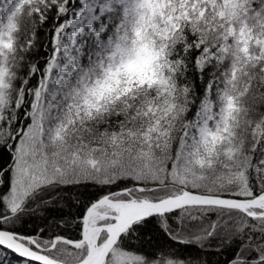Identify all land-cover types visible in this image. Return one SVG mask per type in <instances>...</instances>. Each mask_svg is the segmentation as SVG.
I'll return each instance as SVG.
<instances>
[{
	"label": "snow or ice",
	"instance_id": "6c2138e0",
	"mask_svg": "<svg viewBox=\"0 0 264 264\" xmlns=\"http://www.w3.org/2000/svg\"><path fill=\"white\" fill-rule=\"evenodd\" d=\"M0 264H264V0H0Z\"/></svg>",
	"mask_w": 264,
	"mask_h": 264
},
{
	"label": "trees",
	"instance_id": "16d2710c",
	"mask_svg": "<svg viewBox=\"0 0 264 264\" xmlns=\"http://www.w3.org/2000/svg\"><path fill=\"white\" fill-rule=\"evenodd\" d=\"M9 259H12L11 257Z\"/></svg>",
	"mask_w": 264,
	"mask_h": 264
}]
</instances>
